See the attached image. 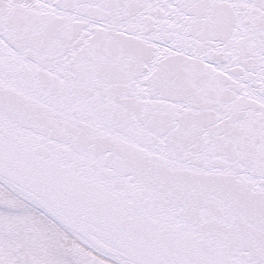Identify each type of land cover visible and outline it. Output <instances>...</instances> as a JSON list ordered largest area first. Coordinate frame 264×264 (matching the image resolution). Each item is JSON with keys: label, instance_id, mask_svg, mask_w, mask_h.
<instances>
[{"label": "snow or ice", "instance_id": "snow-or-ice-1", "mask_svg": "<svg viewBox=\"0 0 264 264\" xmlns=\"http://www.w3.org/2000/svg\"><path fill=\"white\" fill-rule=\"evenodd\" d=\"M0 264H264V0H0Z\"/></svg>", "mask_w": 264, "mask_h": 264}]
</instances>
